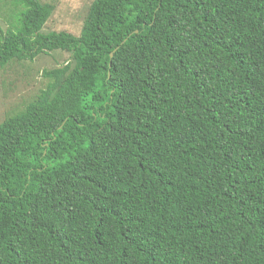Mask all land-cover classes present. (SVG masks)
I'll return each mask as SVG.
<instances>
[{"label": "trees", "instance_id": "16d2710c", "mask_svg": "<svg viewBox=\"0 0 264 264\" xmlns=\"http://www.w3.org/2000/svg\"><path fill=\"white\" fill-rule=\"evenodd\" d=\"M1 1L0 67L69 60L0 121V264H264V0H92L78 35Z\"/></svg>", "mask_w": 264, "mask_h": 264}, {"label": "rangeland", "instance_id": "374dc122", "mask_svg": "<svg viewBox=\"0 0 264 264\" xmlns=\"http://www.w3.org/2000/svg\"><path fill=\"white\" fill-rule=\"evenodd\" d=\"M55 5L54 11L44 25V31L65 30L78 35L87 8L92 0H40ZM0 2V26L5 27L6 8ZM5 5V4H4ZM69 60V53L56 50L42 53L33 60L12 61L0 67V121L20 108L22 103L44 87L43 69L60 66Z\"/></svg>", "mask_w": 264, "mask_h": 264}, {"label": "water", "instance_id": "95a60500", "mask_svg": "<svg viewBox=\"0 0 264 264\" xmlns=\"http://www.w3.org/2000/svg\"><path fill=\"white\" fill-rule=\"evenodd\" d=\"M112 55V53H110V56Z\"/></svg>", "mask_w": 264, "mask_h": 264}]
</instances>
